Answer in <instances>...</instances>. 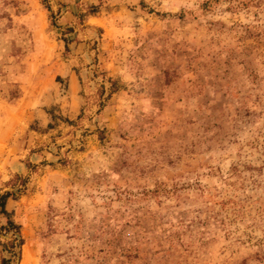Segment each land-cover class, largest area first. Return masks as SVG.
I'll list each match as a JSON object with an SVG mask.
<instances>
[{"label":"rangeland","instance_id":"1","mask_svg":"<svg viewBox=\"0 0 264 264\" xmlns=\"http://www.w3.org/2000/svg\"><path fill=\"white\" fill-rule=\"evenodd\" d=\"M5 192L0 264H264V0H0Z\"/></svg>","mask_w":264,"mask_h":264},{"label":"trees","instance_id":"2","mask_svg":"<svg viewBox=\"0 0 264 264\" xmlns=\"http://www.w3.org/2000/svg\"><path fill=\"white\" fill-rule=\"evenodd\" d=\"M48 113H50V115L52 116L51 112H48ZM8 194H9L8 192H5L4 194L0 195V211H2L4 213H7V212H5L4 205H5V200H6L7 196H8ZM8 223L12 224V222L10 220H8Z\"/></svg>","mask_w":264,"mask_h":264}]
</instances>
